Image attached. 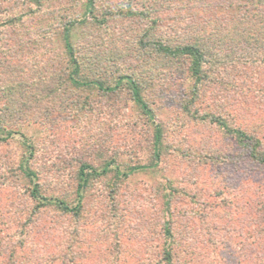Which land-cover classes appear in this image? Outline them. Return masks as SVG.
<instances>
[{"label":"rangeland","instance_id":"1","mask_svg":"<svg viewBox=\"0 0 264 264\" xmlns=\"http://www.w3.org/2000/svg\"><path fill=\"white\" fill-rule=\"evenodd\" d=\"M87 2L0 0V264H165V220L175 264H264V164L210 119L264 151V65L229 62L217 80V56L213 77L197 83L154 46L213 25L209 16L233 20L240 0ZM66 24L82 79L130 75L142 87L163 130L156 167L116 178L113 166L152 162L154 124L125 85L106 93L68 81ZM111 158L105 175H90L78 215L39 207L21 171L27 162L40 194L74 205L80 164Z\"/></svg>","mask_w":264,"mask_h":264},{"label":"trees","instance_id":"2","mask_svg":"<svg viewBox=\"0 0 264 264\" xmlns=\"http://www.w3.org/2000/svg\"><path fill=\"white\" fill-rule=\"evenodd\" d=\"M92 5L93 0H88L87 7H89V9L91 8L90 10H92ZM239 6H241L240 13L233 16V20L209 16L207 19L214 22V26L212 24H198L195 25L196 27L194 26V32L186 35L187 29H193V26L189 24L180 28L181 30L183 29L181 32L177 33V30L174 31V33L177 34L171 37L169 45L163 43L164 40L160 36V39L156 40L154 46L163 56L170 57V60L175 58L183 62L187 67L186 71L190 72L197 83H201L203 79L210 80L213 77V72H208L209 74H207V71H211V69L215 67L218 61L217 56H222L217 62L218 66L215 67V73L221 75L217 77V80H225L223 74H225L228 69H226L224 65H227L229 62L239 64V66H244L248 63L256 66L264 65V0H240ZM249 6H255V8L251 9V11H247ZM252 10H254L253 14ZM215 27L220 29L217 36L213 34V32H216ZM70 28L69 24H66L63 28V40L68 56V65L70 66V70L67 74L68 81L76 87H95L106 93L115 92L122 85H125L133 103L140 109L141 113L154 124L152 162L150 164L133 165L126 170H121L118 166H113L114 168L111 167V165H114L113 158L109 159L101 169H97L87 162L81 163L77 170L78 183L76 189V203L74 205H70L58 198L48 200L45 196L40 194V184L37 180L36 172L28 167L27 162H22L21 171L31 184L29 195L36 200L39 207L45 205V203H54V205L63 211L78 215L82 209L84 192L90 175H105L113 168L116 178L122 179L137 171L156 167L161 158L163 130L161 125L155 121L154 111L144 98L142 87L134 77L130 75L119 76L112 85H106L100 80H84L81 78L80 63L70 42ZM180 38L183 39L180 40ZM140 39L146 43L144 36ZM227 51H232V53H227ZM210 119L215 124L223 126L228 131H232L236 134L240 143L246 144L247 146L250 145V157L257 163L264 164V151L252 148V143L256 140H253V138L244 131L239 130L242 128L230 129L227 123L219 116L211 115ZM2 125L3 117L0 115V131ZM6 135L9 136L10 132ZM5 137L6 136H0V141H4L6 139ZM169 201V198L165 200V206H167L166 211L168 213H170L168 208ZM163 231L166 239L162 251V260L165 264H175L172 258L173 252L170 245V240L173 236L169 220L163 222Z\"/></svg>","mask_w":264,"mask_h":264}]
</instances>
